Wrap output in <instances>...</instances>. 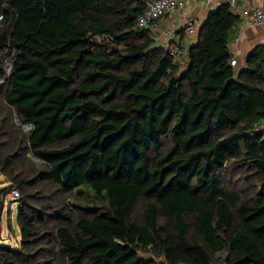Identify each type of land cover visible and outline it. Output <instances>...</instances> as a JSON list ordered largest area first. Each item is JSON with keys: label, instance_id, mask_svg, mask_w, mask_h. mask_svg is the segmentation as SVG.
Returning <instances> with one entry per match:
<instances>
[{"label": "trees", "instance_id": "trees-1", "mask_svg": "<svg viewBox=\"0 0 264 264\" xmlns=\"http://www.w3.org/2000/svg\"><path fill=\"white\" fill-rule=\"evenodd\" d=\"M144 6L0 0V264H264V43L230 64L224 1L180 69Z\"/></svg>", "mask_w": 264, "mask_h": 264}, {"label": "crops", "instance_id": "crops-1", "mask_svg": "<svg viewBox=\"0 0 264 264\" xmlns=\"http://www.w3.org/2000/svg\"><path fill=\"white\" fill-rule=\"evenodd\" d=\"M224 1L214 0L212 4H206L202 0H185L182 8L171 11L159 21L160 28L155 38L166 41V44L181 45V48L183 45L181 52H184V56L187 47L195 43L198 29L208 12ZM230 7L232 12L240 18L236 38L229 44L232 58L236 59L239 67L244 64L246 54L255 45L264 43V24L248 25L246 23L250 12L255 7H264V0H237L236 4ZM187 21L194 22L195 30L192 34L186 33ZM239 29L240 32H238Z\"/></svg>", "mask_w": 264, "mask_h": 264}, {"label": "built area", "instance_id": "built-area-1", "mask_svg": "<svg viewBox=\"0 0 264 264\" xmlns=\"http://www.w3.org/2000/svg\"><path fill=\"white\" fill-rule=\"evenodd\" d=\"M206 4H212L214 0H202ZM233 6L237 0H225ZM185 0H145V6L143 10L138 14L135 27L136 28H150L155 35L160 28L159 21L165 17L171 11L180 9L184 6ZM246 23L248 25H263L264 24V7H255L248 16ZM186 33L192 34L195 30L193 21H187L185 24ZM240 32V29L238 30ZM170 55L176 56L179 53L177 45H172ZM230 64L232 66L237 64L235 58H231ZM11 71V63L5 65V75L8 76ZM5 76L0 78V84H4ZM264 121V120H263ZM263 121L258 125L261 128ZM14 122L24 132H29L32 129L31 124H22L16 116H14ZM6 198L18 204L20 195L15 188L10 189L7 193Z\"/></svg>", "mask_w": 264, "mask_h": 264}, {"label": "rangeland", "instance_id": "rangeland-1", "mask_svg": "<svg viewBox=\"0 0 264 264\" xmlns=\"http://www.w3.org/2000/svg\"><path fill=\"white\" fill-rule=\"evenodd\" d=\"M154 44L164 48L167 46L166 41H161L158 37L155 38ZM182 48H184L183 45ZM175 57L178 58L180 69H183L186 64L185 58H180L179 54ZM9 63L10 62L7 61L6 65ZM261 128L264 131V122L262 123ZM0 181V188L3 187L6 189V191L0 193V244H7L10 247L15 248L20 240L19 227L16 222L17 203L6 198L7 193L10 191L8 189L9 186L2 176H0ZM97 205L103 206L102 204Z\"/></svg>", "mask_w": 264, "mask_h": 264}]
</instances>
